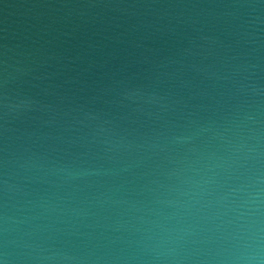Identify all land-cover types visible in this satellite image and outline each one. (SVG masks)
I'll return each instance as SVG.
<instances>
[{
	"label": "water",
	"instance_id": "1",
	"mask_svg": "<svg viewBox=\"0 0 264 264\" xmlns=\"http://www.w3.org/2000/svg\"><path fill=\"white\" fill-rule=\"evenodd\" d=\"M0 264H264V0H0Z\"/></svg>",
	"mask_w": 264,
	"mask_h": 264
}]
</instances>
